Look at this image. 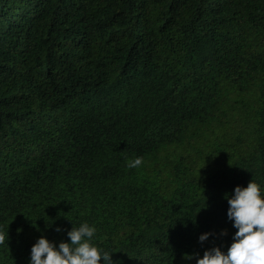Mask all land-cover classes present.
Instances as JSON below:
<instances>
[{
    "label": "trees",
    "instance_id": "obj_1",
    "mask_svg": "<svg viewBox=\"0 0 264 264\" xmlns=\"http://www.w3.org/2000/svg\"><path fill=\"white\" fill-rule=\"evenodd\" d=\"M253 179L264 0H0V264L83 222L114 264H196Z\"/></svg>",
    "mask_w": 264,
    "mask_h": 264
},
{
    "label": "clouds",
    "instance_id": "obj_2",
    "mask_svg": "<svg viewBox=\"0 0 264 264\" xmlns=\"http://www.w3.org/2000/svg\"><path fill=\"white\" fill-rule=\"evenodd\" d=\"M143 163V157L128 161L129 168H138ZM229 209L228 219L234 221L237 229L233 242L227 252L220 247H212L199 258L196 254V264H264V196L260 185L251 180L247 187L237 186L233 195L226 194ZM57 232L63 229L57 227ZM96 234L95 226L83 222L74 225L67 232L69 242L61 241L57 247L55 242L41 236L31 248L30 264H114L112 253L103 251L93 243ZM205 233L199 237L201 243L212 236ZM220 235H227L224 230ZM5 242V234L0 232V244Z\"/></svg>",
    "mask_w": 264,
    "mask_h": 264
}]
</instances>
